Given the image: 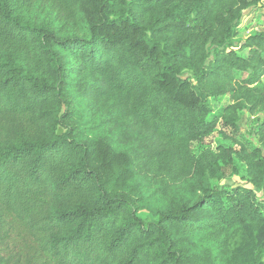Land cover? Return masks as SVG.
<instances>
[{
    "label": "trees",
    "instance_id": "16d2710c",
    "mask_svg": "<svg viewBox=\"0 0 264 264\" xmlns=\"http://www.w3.org/2000/svg\"><path fill=\"white\" fill-rule=\"evenodd\" d=\"M258 6L0 0V264H264V119L234 136L264 113ZM220 126L250 186H207Z\"/></svg>",
    "mask_w": 264,
    "mask_h": 264
},
{
    "label": "rangeland",
    "instance_id": "374dc122",
    "mask_svg": "<svg viewBox=\"0 0 264 264\" xmlns=\"http://www.w3.org/2000/svg\"><path fill=\"white\" fill-rule=\"evenodd\" d=\"M264 29V0L263 6L253 7L245 10L242 21L239 26V35L237 40H244L249 35L259 32ZM247 51H245V54ZM244 73H237V77H244ZM264 84V77H263ZM230 102L229 96H222L217 99H209L207 102L208 108L211 112H218L220 108ZM264 119V113L257 115L246 114L240 125V134L234 135L239 140H250L257 142V137L254 134L255 128ZM225 135H233L231 131L226 130L220 126L214 133L205 137L202 141L193 144V150L200 159L210 167V179L207 186H235L239 182L245 186H250L248 178L246 177L245 166L235 157L230 164L219 163L214 165V153L216 147L220 144L224 146L233 145V141ZM238 148V146H236ZM140 216L148 217L146 211H141Z\"/></svg>",
    "mask_w": 264,
    "mask_h": 264
},
{
    "label": "water",
    "instance_id": "95a60500",
    "mask_svg": "<svg viewBox=\"0 0 264 264\" xmlns=\"http://www.w3.org/2000/svg\"><path fill=\"white\" fill-rule=\"evenodd\" d=\"M62 130H60V132H61Z\"/></svg>",
    "mask_w": 264,
    "mask_h": 264
}]
</instances>
